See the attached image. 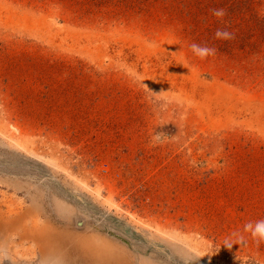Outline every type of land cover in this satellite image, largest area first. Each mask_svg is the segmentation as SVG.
Returning <instances> with one entry per match:
<instances>
[{"label":"rangeland","instance_id":"rangeland-1","mask_svg":"<svg viewBox=\"0 0 264 264\" xmlns=\"http://www.w3.org/2000/svg\"><path fill=\"white\" fill-rule=\"evenodd\" d=\"M258 220L264 0H0V264H264Z\"/></svg>","mask_w":264,"mask_h":264},{"label":"clouds","instance_id":"clouds-1","mask_svg":"<svg viewBox=\"0 0 264 264\" xmlns=\"http://www.w3.org/2000/svg\"><path fill=\"white\" fill-rule=\"evenodd\" d=\"M212 14L218 18H221L225 15V11L223 9H213ZM215 38L230 40L234 38V34L230 33L227 30L218 28L215 32ZM190 47L193 54L200 57L201 59H205L209 55H214L216 52L215 48H210L206 45L202 46L196 43L191 44ZM155 139L159 140L160 134H157L155 136ZM243 231L246 233H250L253 240L256 241L257 244H259L261 241H264V220L256 221L254 229H253V222L251 221L247 222L243 227ZM246 243H247L246 238L242 234H240L237 236V240L235 243L232 242L231 240H225L224 245L227 246V248L231 249L233 244H246Z\"/></svg>","mask_w":264,"mask_h":264}]
</instances>
